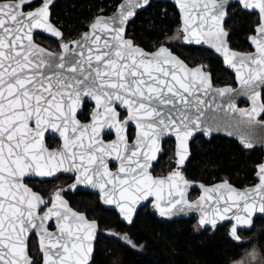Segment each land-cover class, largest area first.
Listing matches in <instances>:
<instances>
[{
	"label": "snow or ice",
	"instance_id": "6c2138e0",
	"mask_svg": "<svg viewBox=\"0 0 264 264\" xmlns=\"http://www.w3.org/2000/svg\"><path fill=\"white\" fill-rule=\"evenodd\" d=\"M176 3L180 27L146 48L130 35L129 24L150 0H118L111 14L99 8L87 30L75 35L53 21L54 0L35 7L32 0H0V264H91L99 223L66 199L82 185L129 224L137 207L151 200L165 217L197 210L200 226L231 219L238 242V229L250 230L256 214H264V161L257 165L258 183L237 188L223 178L200 184L195 201L188 198L194 182L183 171L198 133L223 131L248 149L257 143L254 130L264 128V0H238L242 11L257 13L251 51L229 42L224 22L231 0ZM38 29L58 39V51L36 41ZM174 40L209 45L234 70L239 88L216 86L206 64L190 65L174 53ZM241 95L249 107L237 105ZM85 98L94 107L82 122ZM129 121L136 127L131 142ZM106 129L115 139H104ZM49 130L62 138L59 147L45 143ZM169 135L177 142L172 164L165 174H154ZM61 173L73 174L68 188L39 191L26 182ZM121 238L143 247L127 233ZM232 264H264V252L252 247Z\"/></svg>",
	"mask_w": 264,
	"mask_h": 264
},
{
	"label": "trees",
	"instance_id": "16d2710c",
	"mask_svg": "<svg viewBox=\"0 0 264 264\" xmlns=\"http://www.w3.org/2000/svg\"><path fill=\"white\" fill-rule=\"evenodd\" d=\"M121 1V0H120ZM40 2V1H38ZM118 0H56L53 8V21L58 22L66 33L87 30L86 25L104 8L111 14L112 5ZM32 3L33 6L35 5ZM257 20L254 12L242 11L239 4L230 6L225 26L230 33L229 42L238 50H249L250 29ZM180 24V14L170 1L153 0L150 6L140 10L129 24V33L142 46L148 48L157 39L171 36ZM163 34V35H162ZM37 40L45 46L58 49V39L38 34ZM189 64L204 63L212 71L215 84L234 83V74L225 66L222 58L213 49L203 45H190L174 42L169 45ZM90 104L87 103L86 111ZM133 130H131V135ZM192 155L183 171L192 180L211 184L223 178L244 187L256 182V166L262 162L264 150L261 147L245 148L238 141L225 136L197 137L191 144ZM175 142L168 139L164 143V153L155 164V169L165 168L174 155ZM53 184L40 182L36 189L50 191ZM198 195L194 191L193 197ZM72 205L84 210L90 217L99 220L100 229H106L119 236L98 234L92 264H232L243 256L245 251L257 247L264 252V219L255 220L251 230H241L242 242L229 237V224L216 230L197 228L198 220L180 219L165 222L157 218L149 209L139 210L134 223L126 225L112 210L105 208L100 201L88 192H78L70 197ZM128 231L140 249L132 248L121 240V233ZM249 240L251 243H249ZM33 246L37 237L32 238Z\"/></svg>",
	"mask_w": 264,
	"mask_h": 264
},
{
	"label": "water",
	"instance_id": "95a60500",
	"mask_svg": "<svg viewBox=\"0 0 264 264\" xmlns=\"http://www.w3.org/2000/svg\"><path fill=\"white\" fill-rule=\"evenodd\" d=\"M35 1H37V0H32V3L33 2H35ZM56 0H54V2H55ZM153 0H150V3L152 2ZM156 1H161V0H156ZM165 1H170V2H172L175 6H176V8H177V10H178V12H179V14H180V23H181V13H180V9H179V7H178V5H177V3H176V0H165ZM120 2H122V0L120 1ZM236 3H238V0H231V4H236ZM239 4V3H238ZM148 6H145L144 8H141V9H138L137 10V13L140 11V10H143V9H145V8H147ZM254 13H256V12H254ZM136 17V16H135ZM135 17L133 18V20L135 19ZM228 18V17H227ZM227 18L225 19V22H224V26H225V23H226V20H227ZM132 20V21H133ZM179 27H180V24H179ZM225 28H226V26H225ZM227 29V28H226ZM86 31V30H85ZM37 33H40V34H43V35H45V36H48V37H52V38H55V39H57L56 37H54V36H52L51 34H49V33H47V32H45L44 30H42V29H38V30H36L35 31V33H34V37L36 36V34ZM35 39H36V37H35ZM185 42V41H184ZM249 42H250V40H249ZM185 43H187V42H185ZM187 44H189V43H187ZM250 44H251V42H250ZM42 45V44H41ZM191 45H200V44H195V43H191ZM205 45H207V44H205ZM42 46H45V45H42ZM209 48H211L209 45H207ZM251 46H252V48H253V45L251 44ZM46 47V46H45ZM170 47V46H169ZM50 49V48H49ZM212 49V48H211ZM235 49V48H234ZM50 50H52V49H50ZM236 50H238V49H236ZM253 50V49H252ZM239 51H241V50H239ZM176 55H179L178 53H176V52H174ZM218 54V53H217ZM180 56V55H179ZM181 57V56H180ZM182 58V57H181ZM182 59H184V58H182ZM185 60V59H184ZM186 61V60H185ZM187 62V61H186ZM188 63V62H187ZM226 66V65H225ZM227 67V66H226ZM228 68V67H227ZM233 74H234V76H235V72H234V70H232V69H230V68H228ZM236 80V79H235ZM236 82H237V85L236 86H233L234 88H239V83H238V81L236 80ZM217 86V85H216ZM223 86V85H222ZM86 101H89V102H91V103H93L94 104V101H91L89 98H85V102ZM85 102H84V104H85ZM243 102H246L247 104H245V105H242V103ZM236 103H237V105L239 106V107H241V108H244V107H249L250 106V100H249V98L248 97H245V96H238L237 97V99H236ZM84 104H83V106H82V109H81V112L83 111V108H84ZM80 112V113H81ZM79 118V117H78ZM80 119V118H79ZM81 120V119H80ZM130 127H133V128H135V132H136V127H135V123L134 122H132V121H129V125H128V135H129V128ZM54 133H56L55 131H54ZM106 134H113L114 135V137L111 139V140H113V139H115V133H114V131L113 130H108V129H106L105 130V135ZM104 135V136H105ZM217 135H221V136H225V137H228V138H232V139H235L236 141H238L239 142V144L241 145V146H243L242 144H241V142H240V140H239V137L238 136H229L228 134H226L225 132H223V131H221V132H218V133H214L212 136H217ZM254 135L257 137V143L254 145V147L255 146H257V147H261V148H263V150H264V143H262L261 141H264V128H260V127H257L255 130H254ZM57 136H59V138H61L60 137V135H59V133H58V135ZM199 136H203L205 139H210V138H212V136L211 137H209V136H206V135H204V134H202V133H198V134H196L194 137H193V139L190 141V156H189V159H190V157H191V155H192V150H191V144H192V141L193 140H195L197 137H199ZM46 137V136H45ZM134 138H135V135H134ZM62 139V138H61ZM167 139H173L174 141H175V149H176V144H177V142H176V139H175V137L173 136V135H169V136H166L165 138H164V140L162 141V151H161V153L159 154V156H158V160H159V158H160V156L162 155V153H163V151H164V149H163V146H164V142L167 140ZM134 140V139H133ZM132 140V141H133ZM131 142V141H130ZM45 143H46V140H45ZM244 147V146H243ZM246 148V147H245ZM188 159V160H189ZM262 161H264V157H263V160ZM112 162H115V161H111L110 163H112ZM115 163H117V162H115ZM111 167V166H110ZM116 169V168H115ZM115 169H113V170H115ZM256 169H257V166H256ZM61 174H71V173H61ZM185 174V173H184ZM57 175H59V174H57ZM187 177V176H186ZM35 178H40V179H47V178H41V177H35ZM254 178L256 179V182L255 183H253V184H250V185H246V186H244V187H249V186H252V185H254V184H256V183H258L259 182V180H258V177L256 176V172H255V174H254ZM190 181H193L194 183L192 184V186L189 188V190H188V193H189V199L190 200H192V201H195L196 199H198V197L200 196V195H202V192H203V190L199 187V185L200 184H204V185H212V184H215V183H219L221 180H219V181H216V182H214V183H211V184H206V183H204V182H202V181H196V180H192V179H189ZM231 182V181H230ZM232 183V182H231ZM233 184V183H232ZM235 187H237V188H244V187H239V186H237V185H235V184H233ZM67 188H68V186H67ZM78 190H88V191H93V192H96L97 193V191L96 190H94V189H91L89 186H79L77 189H74V190H71V191H78ZM193 191H198L199 193H198V195L195 197V198H193V199H191L190 198V196H191V193L193 192ZM67 199V198H66ZM148 201H145V202H142L141 203V205H139L138 207H137V213H138V211H139V209H140V207L142 206V205H144L145 203H147ZM104 206H106V205H104ZM106 207H108V208H111V209H115V210H117V212L119 213V211H118V209H116L115 208V206H106ZM157 210V209H156ZM136 213V214H137ZM157 213L159 214V212H158V210H157ZM120 214V213H119ZM160 215V214H159ZM120 216H121V214H120ZM194 216H196L197 217V220L199 221V216H200V213L197 211V210H195V209H192V210H188V211H186V212H177L176 214H174V215H171V216H167V218H171V219H174V218H190V217H194ZM165 217V216H164ZM259 217H261V218H263L264 219V214H259V213H257L256 214V216H255V218H254V223H255V220L257 219V218H259ZM135 218V217H134ZM121 219L123 220V221H125L124 219H123V217L121 216ZM126 222V221H125ZM232 223H233V221L231 220V219H225V220H223V221H218L217 222V225L215 226V227H213V226H211V225H206V226H200L201 228H210V229H213V230H216L218 227H220V226H222V225H225V224H229V230H228V235H229V237H231V238H233L232 236H231V233H230V229H231V227H232ZM54 225V223L53 222H50V226L51 225ZM254 227V226H253ZM252 227V228H253ZM251 228V229H252ZM250 229V230H251ZM53 230H54V228H53ZM241 230H249V229H247V228H245V227H241V228H239L238 229V232L240 233V231ZM98 231H99V229H98ZM98 231H97V234H96V239H95V241H94V253H93V257H94V255H95V249H96V243H97V240H98ZM36 236V235H35ZM37 237V236H36ZM37 239H38V237H37ZM234 239V238H233ZM93 262V261H92ZM92 262H91V264H92Z\"/></svg>",
	"mask_w": 264,
	"mask_h": 264
},
{
	"label": "flooded vegetation",
	"instance_id": "af4514ba",
	"mask_svg": "<svg viewBox=\"0 0 264 264\" xmlns=\"http://www.w3.org/2000/svg\"><path fill=\"white\" fill-rule=\"evenodd\" d=\"M38 1H40V0H37V1H35V2H37V3H35V5L33 6V7H35V6H38V4H39V2ZM34 3V2H33ZM236 4H238V3H236ZM232 5H235V4H231V6ZM257 14V13H256ZM228 17H229V15H228ZM38 34H40V33H37L36 34V41L38 42V43H41V42H39L38 40H37V36H38ZM43 35V34H42ZM55 39V38H54ZM248 41H249V39H248ZM42 44V43H41ZM249 44H250V42H249ZM42 45H44V44H42ZM191 45V44H190ZM200 45H203V43L202 44H200ZM205 45V44H204ZM205 46H207V45H205ZM250 46H251V44H250ZM47 47V46H46ZM208 47V46H207ZM49 48V47H48ZM209 48V47H208ZM50 49H52V48H50ZM253 48H252V46H251V49H249V50H243V51H251ZM52 50H55V49H52ZM59 50V48L58 49H56V51H58ZM242 51V50H241ZM220 56V55H219ZM221 57V56H220ZM222 58V57H221ZM223 60V59H222ZM197 64H200V63H197ZM191 65V64H190ZM192 65H195V64H192ZM231 85H233V86H236L237 85V82H236V80H235V76H234V83H230ZM215 85H217V86H222V85H224V84H215ZM87 103H89L90 104V107H89V110L88 111H86V105H87ZM245 104H247L246 102H243L242 103V105H245ZM94 107V104L93 103H91V102H89V101H86L85 102V104H84V108H83V111L81 112V113H79L78 114V117L81 119V121L82 122H87V120H88V118H89V115H90V113H91V110H92V108ZM124 113H123V111H122V115H123ZM131 130H133V134L131 135ZM58 135V133L56 132V133H54V131H52V130H49L46 134H45V140H46V144L49 146V147H51V148H56V147H59L61 144H62V139L61 138H59V136H57ZM134 135H135V128H133V127H130L129 128V140L130 141H132L133 139H134ZM114 137V135L113 134H106L105 136H104V139L106 140V141H110L112 138ZM168 140V139H167ZM173 140V139H172ZM174 141V140H173ZM175 142V141H174ZM165 143V142H164ZM163 149H164V146H163ZM163 153H164V151H163ZM162 153V154H163ZM162 156V155H161ZM160 156V157H161ZM173 157H174V155L172 156V157H170V159H169V162L167 163V166L165 167V168H159L158 170H156L155 171V173L154 174H165L167 171H168V169H169V167L171 166V164H172V160H173ZM160 159V158H159ZM159 161V160H158ZM188 162V161H187ZM187 162H186V164H187ZM110 166L112 167V169H115V168H117L118 167V164L117 163H115V162H112V163H110ZM185 173V172H184ZM185 175H186V173H185ZM187 176V175H186ZM58 179H52V178H47V179H40V178H35V177H33L32 179H30V180H27L26 182L27 183H29V185L30 186H33L34 188H35V184L36 183H40V182H45V183H51V184H53L52 186H51V188H50V191L54 188V187H56V186H59V187H63V188H67V186L68 185H70L72 182H73V174H59L58 175ZM188 178V177H187ZM189 179V178H188ZM36 189V188H35ZM36 190H39V191H41L40 189H36ZM45 191V190H44ZM78 192H88V193H90V194H92L94 197H96L99 201H100V199H99V196H98V194L96 193V192H93V191H88V190H78V191H68L67 193H66V198L69 200V202L71 203V199H70V197H71V195H74V194H77ZM193 193H194V191L191 193V196H190V198L191 199H193L194 197H193ZM199 193V192H198ZM101 203V202H100ZM102 204V203H101ZM71 205H72V203H71ZM103 205V204H102ZM74 208H76L74 205H72ZM104 206V205H103ZM105 208H107V209H109V210H112V211H114L118 216H119V218H120V220L122 221V222H124L126 225H131V224H129V223H127V222H125V221H123L122 219H121V216H120V214L117 212V210H115V209H111V208H108V207H106V206H104ZM142 208H147V209H149L157 218H159L161 221H165V222H170V221H176V220H180V219H186V220H191L193 217H190V218H174V219H171V218H167V217H164V216H161V215H159L158 213H157V210L154 208V206H153V204L151 203V200H149L147 203H145L144 205H142L141 207H140V209H142ZM78 209V208H77ZM139 209V210H140ZM78 210H80V209H78ZM81 211H84V210H81ZM85 212V211H84ZM139 212V211H138ZM87 214V213H86ZM138 214V213H137ZM137 214H136V216H137ZM88 215V214H87ZM89 216V215H88ZM136 216H135V218H134V220L136 219ZM89 218H91V219H95V218H92V217H90L89 216ZM97 220V219H96ZM98 221V223H99V220H97ZM50 227H52V228H54V225L52 224ZM103 232L104 234H111L112 232L111 231H108V230H106V229H100V225H99V231H98V234H100V232ZM125 233H127L128 235H130L131 233L130 232H128V231H123L121 234V237L125 234ZM240 235V234H239ZM35 235H33L32 237H31V239L34 237ZM131 236V235H130ZM36 237V236H35ZM121 240H122V242L123 243H125V244H127L122 238H121ZM134 240V239H133ZM135 241V240H134ZM37 242H38V239H37ZM136 242V241H135ZM128 245V244H127ZM138 245V244H137ZM130 246V245H129ZM133 248V247H132ZM141 247H136L135 249H140Z\"/></svg>",
	"mask_w": 264,
	"mask_h": 264
},
{
	"label": "rangeland",
	"instance_id": "374dc122",
	"mask_svg": "<svg viewBox=\"0 0 264 264\" xmlns=\"http://www.w3.org/2000/svg\"><path fill=\"white\" fill-rule=\"evenodd\" d=\"M177 30V29H176ZM176 33V31L171 35V36H173L174 34ZM183 40H174V41H172L171 43H174V42H182ZM170 43V44H171ZM197 228H200V225L198 224L197 225ZM257 248V247H256ZM258 249V248H257ZM259 250V249H258ZM250 251V250H249ZM260 251V250H259Z\"/></svg>",
	"mask_w": 264,
	"mask_h": 264
}]
</instances>
